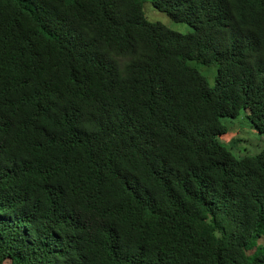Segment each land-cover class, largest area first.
Returning <instances> with one entry per match:
<instances>
[{
    "label": "trees",
    "instance_id": "1",
    "mask_svg": "<svg viewBox=\"0 0 264 264\" xmlns=\"http://www.w3.org/2000/svg\"><path fill=\"white\" fill-rule=\"evenodd\" d=\"M149 1L0 0V264H264V0Z\"/></svg>",
    "mask_w": 264,
    "mask_h": 264
},
{
    "label": "rangeland",
    "instance_id": "2",
    "mask_svg": "<svg viewBox=\"0 0 264 264\" xmlns=\"http://www.w3.org/2000/svg\"><path fill=\"white\" fill-rule=\"evenodd\" d=\"M146 1L149 3L144 4L143 11H144L145 17H146L148 22H150V23H161L165 27H167L173 31H176L180 34H183V35L189 34L191 32V28L189 26H187L185 24H176V23L171 22L166 17V15L164 13H161V12L154 10L149 0H146ZM209 68L215 69L214 67H209ZM238 123H240V127H241L240 132H241V136H243V132H246V130H245L244 126L241 124L242 123V116H241V120ZM237 138H238V135L234 132V133L225 135L224 137L221 138V140L230 143ZM254 142H255V139L253 141H249L248 143H246V142L242 143V145L245 146L246 148H248L249 150H252L254 148L253 147ZM4 264H16V263L6 262Z\"/></svg>",
    "mask_w": 264,
    "mask_h": 264
},
{
    "label": "bare ground",
    "instance_id": "3",
    "mask_svg": "<svg viewBox=\"0 0 264 264\" xmlns=\"http://www.w3.org/2000/svg\"><path fill=\"white\" fill-rule=\"evenodd\" d=\"M260 153V152H259Z\"/></svg>",
    "mask_w": 264,
    "mask_h": 264
}]
</instances>
